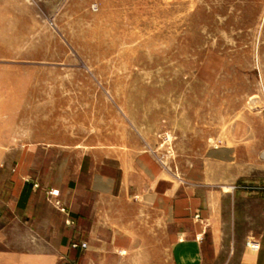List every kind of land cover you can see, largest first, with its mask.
I'll return each instance as SVG.
<instances>
[{"label": "rangeland", "instance_id": "obj_1", "mask_svg": "<svg viewBox=\"0 0 264 264\" xmlns=\"http://www.w3.org/2000/svg\"><path fill=\"white\" fill-rule=\"evenodd\" d=\"M31 152L239 155L221 258L264 264V0H0V155Z\"/></svg>", "mask_w": 264, "mask_h": 264}, {"label": "crops", "instance_id": "obj_2", "mask_svg": "<svg viewBox=\"0 0 264 264\" xmlns=\"http://www.w3.org/2000/svg\"><path fill=\"white\" fill-rule=\"evenodd\" d=\"M238 157L175 174L152 155L31 152L11 168L0 155V264H229L225 185Z\"/></svg>", "mask_w": 264, "mask_h": 264}, {"label": "built area", "instance_id": "obj_3", "mask_svg": "<svg viewBox=\"0 0 264 264\" xmlns=\"http://www.w3.org/2000/svg\"><path fill=\"white\" fill-rule=\"evenodd\" d=\"M57 193H52V195H56ZM61 211L65 212L64 209H61ZM248 246H250L253 250H257L259 248V244L256 243V242H250L248 243ZM83 248H85L86 246L85 245H82Z\"/></svg>", "mask_w": 264, "mask_h": 264}]
</instances>
